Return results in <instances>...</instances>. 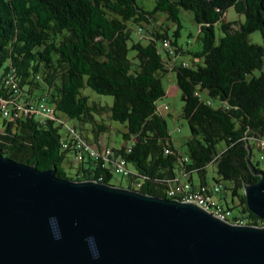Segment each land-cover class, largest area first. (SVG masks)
Masks as SVG:
<instances>
[{
  "label": "trees",
  "instance_id": "1",
  "mask_svg": "<svg viewBox=\"0 0 264 264\" xmlns=\"http://www.w3.org/2000/svg\"><path fill=\"white\" fill-rule=\"evenodd\" d=\"M154 1L149 12L136 0H0V100L6 108L0 106V155L40 171L55 169L64 180L112 186L114 175L125 177L127 189L167 200L181 196L169 194L177 189L198 190L209 208L264 226L249 212L243 189L262 172L251 161L250 142L264 155V0ZM229 10L243 20L227 21ZM157 12L176 25L172 38L153 19ZM182 12L191 13L199 29L192 65L179 59L188 53L176 40ZM217 25L222 35L216 43ZM254 32L261 44L250 42ZM168 73L189 131L185 154L169 134L162 112L168 108L157 105ZM85 88L111 97V106L91 103ZM40 105L52 115L41 113ZM61 117L78 123L63 136ZM112 122L126 130L119 149L103 142ZM68 155L73 177L64 169ZM209 165L218 177L212 185ZM219 182L231 184L223 197ZM228 192L240 217L232 216Z\"/></svg>",
  "mask_w": 264,
  "mask_h": 264
},
{
  "label": "water",
  "instance_id": "2",
  "mask_svg": "<svg viewBox=\"0 0 264 264\" xmlns=\"http://www.w3.org/2000/svg\"><path fill=\"white\" fill-rule=\"evenodd\" d=\"M55 172L0 155V264H264V226L230 224L192 203ZM254 174L260 180L244 185V196L264 221V173Z\"/></svg>",
  "mask_w": 264,
  "mask_h": 264
},
{
  "label": "rangeland",
  "instance_id": "3",
  "mask_svg": "<svg viewBox=\"0 0 264 264\" xmlns=\"http://www.w3.org/2000/svg\"><path fill=\"white\" fill-rule=\"evenodd\" d=\"M136 3L138 6L142 7L146 11L152 12L154 7H155V1L154 0H136ZM153 19L157 23L158 27H162L161 32H166L167 35L172 38L173 33L176 30V25L171 23L170 21L166 20V16L163 13L157 12L153 14ZM181 19V29L179 30L180 34L179 37L176 39L177 40V45L181 48H183L185 51H188V53L185 56L179 57L180 60H184L187 64L192 65L193 61L197 60L193 57V54L198 52L200 50V42L197 39L199 36V29L198 26L194 23L192 19V15L189 12H182L180 15ZM225 19L229 22L232 21H239L243 20V17L240 15H237L233 10H229L226 14ZM146 28V26H144ZM136 27H134L135 29ZM214 32L216 36V43L218 42L219 38L221 37V32L219 30V26H214ZM132 38L134 41H139V35L137 32L134 30L132 32ZM250 42L254 44H261V35L259 32H254L249 36ZM143 44H146L147 41L145 39L141 40ZM158 46L160 47L161 50V44L160 42L158 43ZM161 54L165 56L164 52L161 50ZM134 53L131 52L129 54V57H133ZM162 85L165 90V97L160 99L157 102L158 107L161 109L163 107H167L168 110L163 111V117L167 123V128L169 131V134L172 138L173 144L176 148V150L180 154H185V140L187 137H189V131L186 122L181 118V110H182V101L180 97V93L177 91L175 93H170V88L175 86V81H174V74L173 73H168L167 75L165 74L161 78ZM83 94L89 97V100L91 103H98L101 105H108L111 106L112 104V98L107 97V96H101L97 95L93 91H91L89 88H85L83 90ZM44 103V102H41ZM45 104V103H44ZM61 121L65 123L60 129L59 132L63 136L65 134V130L67 127L72 128L75 127L78 123L68 120L66 118L61 117ZM59 123L61 122H56V126H59ZM85 129L88 128L87 126H84ZM126 132L125 128L120 125L119 123H114L112 122L110 124V130L108 133H106L102 138L103 142L105 144H108L111 147H114L115 149L121 148L125 142L122 137V133ZM84 135H86L84 133ZM89 141H92V136L87 135ZM252 146V157L251 161L254 164H258V167L260 171L264 172V155L258 151L256 146H253V142H250ZM72 161V157L68 155V159L64 163V169L67 172V174L70 177L74 176L75 173V167H71L70 165ZM207 182H209L210 185L215 184L214 179H217V175L215 172V166L214 165H209L207 167ZM195 183H198V179L196 176L193 178ZM221 186L222 192L220 193L219 197L224 196V188L225 187H230L231 184L229 182H219ZM110 184L114 187L118 188H123L127 189L129 186V182L127 178L125 177H119L114 175L111 179ZM227 203L230 208H232V216L233 217H240L241 214L238 211V208H236L234 205L237 204V200H235V203L232 204L231 202V197L229 196V192L227 193ZM224 207V205H223ZM226 208V207H224Z\"/></svg>",
  "mask_w": 264,
  "mask_h": 264
},
{
  "label": "built area",
  "instance_id": "4",
  "mask_svg": "<svg viewBox=\"0 0 264 264\" xmlns=\"http://www.w3.org/2000/svg\"><path fill=\"white\" fill-rule=\"evenodd\" d=\"M4 105L5 103L4 102L2 103V101L0 100V106H2V110L6 112V108ZM39 110L43 114H46L49 116L52 115V112L50 111V109H48L45 105H40ZM30 111L34 112L33 109H31ZM15 116L17 115L15 114ZM261 148L264 149V142L261 144ZM89 155L91 157H95V153L93 151H90ZM116 171H118V173H121L123 170L118 167ZM169 194L171 196H174L175 194H181V196L178 198H175V200L195 204L199 208L204 209L207 212H209L211 215H213L215 218H217L220 221H225V222H228L230 224H235V225H244L243 222L241 221L231 220V213L229 211H224V210H221L220 208H213V209L209 208V205L206 204V201L203 200L201 196L199 195L200 193L198 190H196L195 192L189 193V194H184V192L177 189L175 191H171Z\"/></svg>",
  "mask_w": 264,
  "mask_h": 264
},
{
  "label": "clouds",
  "instance_id": "5",
  "mask_svg": "<svg viewBox=\"0 0 264 264\" xmlns=\"http://www.w3.org/2000/svg\"><path fill=\"white\" fill-rule=\"evenodd\" d=\"M54 239H61V234L59 233L58 230L54 233ZM87 241H88L90 249H91L92 259H98L99 258V252H98V249L95 245L94 238L88 237Z\"/></svg>",
  "mask_w": 264,
  "mask_h": 264
},
{
  "label": "crops",
  "instance_id": "6",
  "mask_svg": "<svg viewBox=\"0 0 264 264\" xmlns=\"http://www.w3.org/2000/svg\"><path fill=\"white\" fill-rule=\"evenodd\" d=\"M175 92H177L176 86L171 87L170 88V93H175Z\"/></svg>",
  "mask_w": 264,
  "mask_h": 264
}]
</instances>
